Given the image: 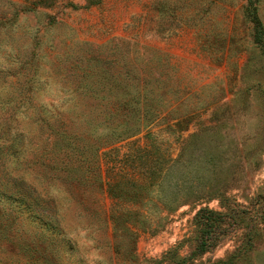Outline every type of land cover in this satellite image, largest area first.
Instances as JSON below:
<instances>
[{
  "label": "rangeland",
  "instance_id": "374dc122",
  "mask_svg": "<svg viewBox=\"0 0 264 264\" xmlns=\"http://www.w3.org/2000/svg\"><path fill=\"white\" fill-rule=\"evenodd\" d=\"M4 125L61 232L0 223V264H264V0H0Z\"/></svg>",
  "mask_w": 264,
  "mask_h": 264
},
{
  "label": "trees",
  "instance_id": "16d2710c",
  "mask_svg": "<svg viewBox=\"0 0 264 264\" xmlns=\"http://www.w3.org/2000/svg\"><path fill=\"white\" fill-rule=\"evenodd\" d=\"M251 21L254 24V27L256 30L260 28L259 21L256 16L251 17ZM135 98L134 96L132 99ZM138 98V103L139 105L143 106L148 104L149 101V96H148V91L144 89H140V92L137 94ZM145 110L150 109L149 105L148 106H143ZM143 107H140L137 112L142 114L144 113ZM124 113V116L127 115L125 111H121ZM127 112V111H126ZM150 112V111H149ZM128 113L131 114L130 110ZM112 117L115 119H119V113L118 109H115L114 112H112ZM154 115V118H159V114L156 113H151V116ZM15 121L14 119L11 121ZM5 126V125H4ZM4 128V133L7 134V141L8 145L6 147H0V153L1 154H7L10 159L9 161H14L15 164L19 163V156L23 155V153L26 150L27 153V144L25 145V142L23 140L24 135L20 131L18 127H14V133L12 134L10 132L11 127L5 126ZM30 145V144H29ZM84 148V146H83ZM5 150V151H4ZM29 150V149H28ZM154 151V150H153ZM152 150H145V153H151L154 155ZM31 152H28L30 154ZM148 154V155H149ZM41 156L36 159L34 158L31 163V165H34ZM23 160V159H22ZM0 167L3 168L4 170V176L5 182L0 181V202L4 203L2 205V209L4 210L0 211V223H5L8 224L6 226H11L17 222H20L21 220H27L32 223H39L45 227L48 228L50 234H54L55 232H58L59 229L57 228V225L54 223H57V219L59 218V215L57 211L55 212L54 208H50L44 205L45 199L39 195L38 191L36 190V187L34 186L33 182H29V180H26L24 177H22L25 173H18V174H12L11 171H9V166L5 165V163H0ZM25 176V175H24ZM108 194L112 197H118V191L115 190L114 185H111L110 187L107 188ZM201 198H197L195 202H198ZM50 200V199H48ZM47 200V201H48ZM175 201V200H174ZM173 201V202H174ZM186 204L187 202L180 201L178 205H183ZM175 209L176 205L174 206ZM201 211V210H200ZM199 213L197 212V215ZM9 229V228H8ZM6 229L5 231L9 232L12 230ZM4 231V230H3ZM61 232V231H59ZM208 233L207 231L206 235L204 233L200 237V241L198 242V248L200 251V255L203 254L207 248H208ZM230 260V259H229ZM223 263V261H219L213 264H220ZM211 264V263H209Z\"/></svg>",
  "mask_w": 264,
  "mask_h": 264
}]
</instances>
